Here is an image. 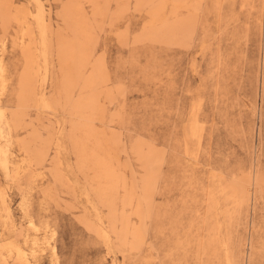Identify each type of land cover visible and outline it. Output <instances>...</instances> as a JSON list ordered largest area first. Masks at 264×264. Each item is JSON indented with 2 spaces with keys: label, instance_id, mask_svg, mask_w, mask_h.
Masks as SVG:
<instances>
[{
  "label": "rangeland",
  "instance_id": "obj_1",
  "mask_svg": "<svg viewBox=\"0 0 264 264\" xmlns=\"http://www.w3.org/2000/svg\"><path fill=\"white\" fill-rule=\"evenodd\" d=\"M0 56V264H264V0H0Z\"/></svg>",
  "mask_w": 264,
  "mask_h": 264
},
{
  "label": "bare ground",
  "instance_id": "obj_2",
  "mask_svg": "<svg viewBox=\"0 0 264 264\" xmlns=\"http://www.w3.org/2000/svg\"><path fill=\"white\" fill-rule=\"evenodd\" d=\"M2 66L3 65L1 64V56H0V76H1ZM1 85L3 86V83H1ZM24 210L26 212V207H24ZM29 224H31L32 226H34V224H33V222L31 220H29Z\"/></svg>",
  "mask_w": 264,
  "mask_h": 264
}]
</instances>
